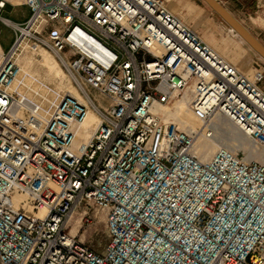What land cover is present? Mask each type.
<instances>
[{"label": "built area", "instance_id": "built-area-1", "mask_svg": "<svg viewBox=\"0 0 264 264\" xmlns=\"http://www.w3.org/2000/svg\"><path fill=\"white\" fill-rule=\"evenodd\" d=\"M24 5L0 64V264H264V162L196 152L221 116L264 153V70L240 71L166 0ZM41 51L109 104L85 142L79 98L11 90L19 59ZM186 94L198 131L164 117ZM91 209L106 216L102 253L67 232Z\"/></svg>", "mask_w": 264, "mask_h": 264}, {"label": "rangeland", "instance_id": "rangeland-1", "mask_svg": "<svg viewBox=\"0 0 264 264\" xmlns=\"http://www.w3.org/2000/svg\"><path fill=\"white\" fill-rule=\"evenodd\" d=\"M3 1H6V6L0 14L2 18L0 19V63L3 53H6L9 50L15 39L14 30L10 25L4 23L5 20H11L15 23H22L27 20L31 13L30 9L24 5V0H19V2L21 3L20 6H16L14 4L15 0L13 3L8 2V0ZM219 1L243 26L247 27L249 31H251V33L255 35V37H257V39L264 45V0ZM171 11L174 12L176 10L174 8H171ZM226 29L228 31V34L230 36L232 35L231 37H234V44L232 46V49H234V52L238 55L233 59L234 62L232 60V63H237V67L241 68L240 71L247 75L253 74V72L252 74L249 73L251 70H264V60L258 55H255L246 42H241L232 33L230 34L227 24ZM211 46L230 60V58H228L227 54L224 53V51H221L213 45ZM49 54L51 56L53 55L52 59L57 64L60 63V65H58L63 72L62 75L58 77L53 73V71H50L53 80H51V78L49 77L45 80H39L36 82L33 78L36 76L39 70H43L46 62L42 55H40L41 57H39L27 54L26 56L19 59L18 64L21 65V69L24 68L25 71L29 72L30 78L27 79L25 83L17 82V89H19L22 93L27 94L33 91L42 90L43 85H53L52 88L55 90V92L57 94L58 92H60L63 95L64 93H67L68 90H70L67 86L61 83V79L65 76V78L70 79V81L72 82V95H76V97L82 98L81 100L83 101V103L89 106V110H95L94 107L97 104H100L103 107H107L109 105L103 96H101L97 91L90 89L82 81V79H80L77 75L72 73L68 69V67H66V64H62L53 53L49 52ZM28 62L32 63L28 64ZM91 114L96 113L92 112ZM216 123L220 125L217 121ZM217 127L219 128V131L216 133V137L211 139L213 141V144L215 143L217 150L214 151L212 155H210L211 157L219 149H226L239 154L240 157L245 161L249 157L250 160L257 159L256 156L253 157L252 155H250L248 149L253 147V145L247 142L244 133L243 135H236L230 130L229 127L221 125ZM87 136L88 135H85V138H88ZM77 143L79 144L80 142L78 141ZM256 153L259 154L258 152ZM199 156L202 160L203 156H201V153L199 154ZM211 157L208 156V158H205L206 161H208ZM67 232H69L72 236H75L76 239L83 242L91 249L101 253L104 251L106 245L110 240L106 216L105 213L100 210L91 209V211H89L88 215L86 216L82 211L75 213L73 217H71L67 221Z\"/></svg>", "mask_w": 264, "mask_h": 264}, {"label": "bare ground", "instance_id": "bare-ground-1", "mask_svg": "<svg viewBox=\"0 0 264 264\" xmlns=\"http://www.w3.org/2000/svg\"><path fill=\"white\" fill-rule=\"evenodd\" d=\"M8 2L13 3L14 0H8ZM14 4L15 5H19L20 4L19 0H15V3ZM229 31L237 39H239V41L246 42L230 26H229ZM248 46L251 49V51H253V53L255 55H258L260 58H262L264 60V58L259 53H257L249 44H248ZM40 55L43 56V58H44V60H45L46 63H45V66H44L43 70H39V72L36 74V76L33 79H35L36 82L39 81V80H45L46 78H49V77L51 78V80H53L52 77H51L52 74L50 73V71H53V73L56 76L60 77L63 72H62L61 68L59 67L60 63H58L59 64L58 65L52 59V56L53 55L51 56L49 54V52H47V51H41L40 52ZM30 63H32V62H28V64H30ZM234 64L236 66L238 65L237 63H234ZM238 69L240 70L241 68H238ZM29 78H30L29 72L28 71H25L24 68L21 69V65H20V73H19L17 79L15 80L14 84L12 85L11 90L17 91L19 93H22L19 89L16 88V84H17V82H19V83H25L26 80L29 79ZM61 83L63 85H65V86H67L70 89V90H68L67 93H71L72 92V89L73 88H72V82L70 81V79H67L64 76L61 79ZM50 86L53 87V85H50ZM58 94L59 95H62V93H60V92H58ZM74 96H76V95H74ZM77 98H79V97H77ZM79 99L81 100L82 98H79ZM190 103H191V96L188 95V94H186L183 98H181L178 101H176V103L173 106L174 108H170V109L165 108V109H163V111H164V117L166 118V120L174 121V122L178 123L181 126V128L183 130H185L186 132L198 131L202 127V125H201V122L197 118H195V116L190 111ZM92 112H95L96 114H91ZM97 114L98 113L95 110H89L88 115H87L85 121L81 125V131L79 133L80 139H77L76 144H78L77 143L78 141L80 143L81 142H85V141H87L91 137L93 131L97 127V124L100 122L99 121L100 116H98ZM216 121L221 126L229 127L230 130L234 134H236V135H243V132L236 125H234L230 121H227V119H224V117L216 116L215 119H213V121H212L213 122V125L215 127L220 126V125H218L216 123ZM85 135H88L87 136L88 138H85ZM246 140H247V142L249 144L253 145L249 141V139L247 137H246ZM216 150H217V148H216L215 143L213 144V141L211 139L207 138L206 136L201 135L199 137V139L197 140V143H196V152H197V155L198 156L201 153V156H203V159H202L203 161H206L205 158H208V156L211 157L210 155H212L214 153V151H216ZM248 151H249L250 155H252L253 157L254 156L257 157V159H253V160H257L259 162H264V153H263V151L258 146L253 145V147L249 148ZM256 152H258L259 154H257ZM246 161H250V157L247 158ZM40 216H41V218H43L45 216V211L44 210L41 212Z\"/></svg>", "mask_w": 264, "mask_h": 264}, {"label": "crops", "instance_id": "crops-1", "mask_svg": "<svg viewBox=\"0 0 264 264\" xmlns=\"http://www.w3.org/2000/svg\"><path fill=\"white\" fill-rule=\"evenodd\" d=\"M166 1L170 10L171 8H174L176 10L174 11L175 14H177L187 25L194 28L209 44L215 46L221 51H224L228 58H230L231 62L238 56L234 52V49H232L234 37H231L232 35L230 36L228 34L225 22L219 15L213 12L203 0ZM20 5L21 3L16 6ZM247 30L249 31L248 28ZM252 72H254V70H251L249 73L252 74Z\"/></svg>", "mask_w": 264, "mask_h": 264}, {"label": "water", "instance_id": "water-1", "mask_svg": "<svg viewBox=\"0 0 264 264\" xmlns=\"http://www.w3.org/2000/svg\"><path fill=\"white\" fill-rule=\"evenodd\" d=\"M210 9L221 17V19L232 27L257 53L264 58V45L245 28L219 0H203Z\"/></svg>", "mask_w": 264, "mask_h": 264}]
</instances>
